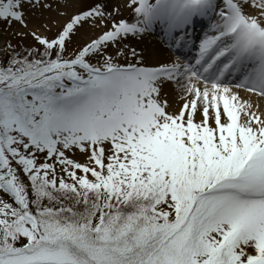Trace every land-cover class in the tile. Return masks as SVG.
<instances>
[{"label": "snow or ice", "instance_id": "1", "mask_svg": "<svg viewBox=\"0 0 264 264\" xmlns=\"http://www.w3.org/2000/svg\"><path fill=\"white\" fill-rule=\"evenodd\" d=\"M37 6L51 5L0 0V23L27 27L24 9ZM128 6L134 22L113 21L72 58L66 41L103 23V4L55 38L31 32L43 52L0 65V264H264V118L240 93L264 98V0ZM202 18L213 34L194 64L105 52L157 27L183 46ZM169 83L178 110L162 95Z\"/></svg>", "mask_w": 264, "mask_h": 264}, {"label": "rangeland", "instance_id": "2", "mask_svg": "<svg viewBox=\"0 0 264 264\" xmlns=\"http://www.w3.org/2000/svg\"><path fill=\"white\" fill-rule=\"evenodd\" d=\"M45 2L51 6L26 7L24 9L27 27L19 23H12L11 25L0 23V32L3 37L0 38V65L7 66V62L17 54L19 57L28 56L29 52L35 49L43 52V48L34 40L31 32L37 31L38 34L48 39L55 38L71 16L88 11L98 2L105 6L106 20L103 23H99L90 18L82 26L77 27L74 34L66 41L65 58H72L74 54L92 40L97 39L104 31L110 30L113 21H135L133 9L128 6L129 0H45ZM151 2L154 3L155 0H151ZM109 12L112 13L111 16H107ZM139 42L140 37L130 36L118 44H110L105 52L107 55L114 56L119 48L126 53V56L119 57L118 63L140 62L139 56L137 55L136 58H133L130 52L131 49H135L138 52ZM28 58L32 59L33 57L29 56ZM91 62L95 64L97 59L93 57ZM67 155L75 161L87 162V155L79 150H73ZM42 160L43 157L41 156ZM57 176H63L66 180L68 179L66 174L59 171V168H57Z\"/></svg>", "mask_w": 264, "mask_h": 264}, {"label": "bare ground", "instance_id": "3", "mask_svg": "<svg viewBox=\"0 0 264 264\" xmlns=\"http://www.w3.org/2000/svg\"><path fill=\"white\" fill-rule=\"evenodd\" d=\"M250 12L254 13V9H249ZM215 21L213 20L211 25ZM200 25L206 24V18L199 19ZM212 29V28H211ZM212 33L208 35H212ZM205 38V37H204ZM202 38L200 42L204 39ZM139 60L144 66L148 67H159L161 65H171L172 63H181L178 57L174 55V53L170 50V48L164 43V41L159 38L157 34L154 33H145L142 37H140V42L138 44V52ZM116 61L118 62L119 57L116 56V52L114 54ZM242 90V89H241ZM162 95L169 101L171 106L170 110H178L179 106L183 103L181 96L183 93L180 90V86L175 83H169L162 89ZM241 96L244 99L249 100L253 105V111H256L261 118H264V98H259L254 94H245L241 93ZM257 105L259 107H257Z\"/></svg>", "mask_w": 264, "mask_h": 264}, {"label": "water", "instance_id": "4", "mask_svg": "<svg viewBox=\"0 0 264 264\" xmlns=\"http://www.w3.org/2000/svg\"><path fill=\"white\" fill-rule=\"evenodd\" d=\"M2 37V34H0V38Z\"/></svg>", "mask_w": 264, "mask_h": 264}, {"label": "trees", "instance_id": "5", "mask_svg": "<svg viewBox=\"0 0 264 264\" xmlns=\"http://www.w3.org/2000/svg\"><path fill=\"white\" fill-rule=\"evenodd\" d=\"M1 65H3V64H1Z\"/></svg>", "mask_w": 264, "mask_h": 264}]
</instances>
